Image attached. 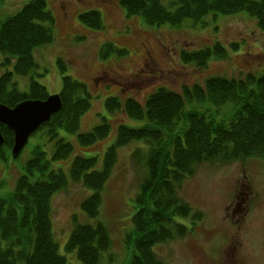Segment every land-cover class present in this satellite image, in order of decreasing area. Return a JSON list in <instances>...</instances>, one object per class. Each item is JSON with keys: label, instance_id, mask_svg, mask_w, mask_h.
<instances>
[{"label": "trees", "instance_id": "1", "mask_svg": "<svg viewBox=\"0 0 264 264\" xmlns=\"http://www.w3.org/2000/svg\"><path fill=\"white\" fill-rule=\"evenodd\" d=\"M4 1L0 0V5ZM49 4L50 0H31L0 22L1 105L13 108L24 101L49 97L46 87L37 82L46 71L40 73L35 58L36 49L55 40L57 23ZM120 6L128 17H141L151 26L177 27L187 20L194 26L204 25L209 15L247 12L264 31V0H177L173 10L159 0H121ZM79 22L91 31L105 29L97 11L81 13ZM114 54L124 56L127 52L106 43L99 59L106 61ZM227 55L218 43L199 52H184L182 62L206 67L212 57ZM58 65L62 110L34 134L38 133L35 144L13 189L0 192V264H73L60 253L51 222L53 198L71 182L91 192L81 203V211L93 222L83 224L75 216L66 254L75 255L82 264H102L104 260L113 264L112 238L99 217L103 192L118 166L120 150L130 145L137 146L131 158L142 178L134 198L131 228L123 238L130 256L128 264H167L155 248L186 236L189 229L177 219H201L182 201L179 190L202 165L248 159L264 163V72L211 78L204 86L184 88L182 94L160 88L143 103L111 97L106 101L108 112H123L144 125L118 126L116 140L104 152L102 162L96 156L80 154L69 161L75 141L82 148L91 147L109 136L112 125L103 118L91 131L81 132V119L91 109L92 95L85 84L66 74L62 59ZM19 78L29 79L28 91L19 89ZM223 109H228L223 113L225 118L218 121ZM1 132L0 162L7 164L12 160L14 133L6 126Z\"/></svg>", "mask_w": 264, "mask_h": 264}, {"label": "rangeland", "instance_id": "2", "mask_svg": "<svg viewBox=\"0 0 264 264\" xmlns=\"http://www.w3.org/2000/svg\"><path fill=\"white\" fill-rule=\"evenodd\" d=\"M30 1L5 0L0 5V22ZM120 1L50 0L49 8L57 23L55 40L35 50L40 73L46 71L37 82L46 87L49 95L60 94L62 75L58 59H62L67 66L66 74L85 84L92 95L91 109L81 119V132L91 131L103 118L110 120L112 125L109 136L91 147L82 148L75 141L69 161L80 154L87 158L96 156L102 162L104 152L116 140L118 126L139 128L144 125L123 112L114 115L108 112L106 101L111 97L122 102L133 98L143 103L160 88L182 94L184 88L204 86L211 78H241L248 73L261 75L264 72V31L247 12L231 16L209 15L204 25L194 26L187 20L177 27L151 26L141 17H128ZM159 1L173 10L172 4L177 0ZM88 11L102 15L104 30L95 32L80 24L79 15ZM106 43L127 54H114L101 61L99 52ZM218 43L227 50L226 58L212 57L206 67L182 62L184 52H199ZM18 84L22 92L28 91V78H19ZM227 110H222L218 121L225 118L223 113ZM37 136L38 133L30 138L19 160H10L7 164L0 162L1 193L15 186ZM69 138L74 141L73 136ZM135 148L136 145H130L120 150L118 166L103 192L99 218L112 238L113 264H128L130 259L123 238L131 228L134 198L142 178V171L131 158ZM90 194L82 185L71 182L52 201L53 237L60 253L73 264L82 263L75 255L66 254L65 245L74 228L75 216L80 223L93 222L81 211V203ZM179 196L201 219L195 221L192 216L177 219L189 229L186 236L155 248L156 254L167 264H225L234 254L232 247L237 237L242 241L237 255L244 256V264H249L263 249L260 238L264 228V163L261 160L204 164L182 183ZM227 217H247V221L238 224V228ZM102 264L109 263L104 260Z\"/></svg>", "mask_w": 264, "mask_h": 264}, {"label": "water", "instance_id": "3", "mask_svg": "<svg viewBox=\"0 0 264 264\" xmlns=\"http://www.w3.org/2000/svg\"><path fill=\"white\" fill-rule=\"evenodd\" d=\"M60 95H51L45 101L28 100L15 107L0 104V147L4 144L1 132L6 126L14 133V145L11 150L13 160H16L29 143L30 138L52 117L62 110Z\"/></svg>", "mask_w": 264, "mask_h": 264}, {"label": "flooded vegetation", "instance_id": "4", "mask_svg": "<svg viewBox=\"0 0 264 264\" xmlns=\"http://www.w3.org/2000/svg\"><path fill=\"white\" fill-rule=\"evenodd\" d=\"M227 218H231L232 221H234L237 225L238 228H240V226L238 224L242 223L245 224L247 221V217H227ZM237 219V220H235ZM264 221V220H263ZM263 232V236L260 238V241H262V250L258 253V255L256 256V258H253L252 261L249 264H260L263 263L264 264V228L262 230ZM238 238V237H237ZM234 239L235 245L234 247H232L234 254H232V257H230L229 261H227L225 264H244L243 259L244 256H238L237 255V251L239 249V247L242 244L241 239Z\"/></svg>", "mask_w": 264, "mask_h": 264}]
</instances>
